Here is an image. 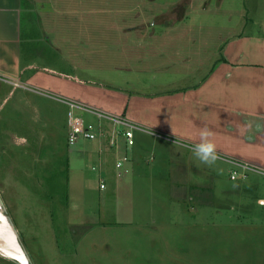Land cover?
Here are the masks:
<instances>
[{"label": "rangeland", "instance_id": "rangeland-1", "mask_svg": "<svg viewBox=\"0 0 264 264\" xmlns=\"http://www.w3.org/2000/svg\"><path fill=\"white\" fill-rule=\"evenodd\" d=\"M33 13L40 29L35 35L41 33V37L35 44H23L21 61H34L37 67L54 64L59 71H73L81 78L136 97L129 109L132 119H140L137 121L149 116L148 108L166 115L169 93L202 82L221 60L229 39L264 31V0H33ZM46 13L49 39L60 41L64 52L61 47L59 51L54 46L49 48V41L45 44L40 17ZM2 85L0 89L8 90V85ZM7 96L0 94V152L9 157L2 159L6 164H0V197L31 264H175L162 258L171 254L167 250L170 247L175 250L178 245H192L193 253L200 252L202 240L203 250L218 252L215 237L219 230L211 228L206 234V230L198 229L188 237L184 228L192 221L264 220V200L257 204V197L264 198V175L252 171L233 180L230 174L235 166L218 155L211 164L199 158L195 161L200 166L192 177L209 189L202 192V199L197 191L195 199L183 201L184 211L171 193L172 181L163 180L167 176L162 169L175 162L167 146L170 143L142 131L136 136L143 134L148 144L139 140L138 147L128 149V171L121 178L137 187L134 203L120 206L118 197L112 208L108 203L114 199L113 181L107 180L106 190L99 186V141L77 139L67 152L64 137L59 139L61 122L67 117L66 111L57 107L60 103L21 89ZM108 99L104 102L101 98L100 102L113 108L116 101ZM9 110H19L20 115L2 116ZM79 114L95 121L92 115ZM15 135L27 137L29 147L8 149L15 142L25 144ZM46 143L57 149L48 148ZM37 146L38 152L32 153ZM27 148L31 152H24ZM180 151L181 160L192 161V154H184L182 148ZM49 153L61 154L48 156L52 164L44 165ZM132 158L145 165L136 180ZM161 162L165 164L151 168L159 169L154 179L147 173L146 164ZM113 165L110 159L108 178H119ZM201 201L215 209L214 217L210 212V218L203 219L206 208L199 204ZM198 206L203 214L194 219ZM234 237V243L240 241L239 253L259 251L256 244H264L253 237ZM189 238L193 241L186 240ZM237 263L250 262H225ZM0 264L18 263L0 256Z\"/></svg>", "mask_w": 264, "mask_h": 264}, {"label": "crops", "instance_id": "crops-1", "mask_svg": "<svg viewBox=\"0 0 264 264\" xmlns=\"http://www.w3.org/2000/svg\"><path fill=\"white\" fill-rule=\"evenodd\" d=\"M20 11L21 0H0V86L3 87L2 84L8 85V90L0 89V94L8 93L9 96L14 91L21 89L32 95L35 94L39 99L49 98L60 103L57 107L64 109L66 113L69 110L68 105L60 100L58 101L56 97H67L77 100L90 108L116 115H124L131 121L157 133L159 136L155 135L154 137L167 140L166 142L170 143L167 146L171 150V153H173L175 161L174 166L171 165L170 167L169 163V166L162 169V173L167 176L163 180L172 181L171 193L175 200L179 201L184 211L186 209L183 206L185 200L195 199L197 191L199 193L197 197L202 199L201 197L204 198L202 192L209 189L199 184L198 180L192 177V173L195 175L194 172L198 171V166L200 165L195 162L198 160V157L195 156L191 148L200 142V133L205 127L212 132V136H209L208 139L216 145L218 156L247 162L264 170V31L242 34L229 39L222 50L221 60L202 82L197 85L188 86V88L185 87L179 92L169 93L166 115L154 108H148L147 112L149 116H144L141 121H137L140 119H132L133 116L130 115L131 108L129 109V104L136 97L131 96V98L123 91H118V88L116 90L111 87L106 88L104 87L105 85L97 84L94 80L81 78L73 71H62V69L59 71L60 69L54 64L37 67L34 65L36 64L34 61L29 60L25 62L23 59L21 61ZM48 16V13H46L41 14L40 17L41 27L45 30V44L47 45L49 41L51 44L49 48L54 46L55 49H60L61 47V51L64 52L60 41L52 42L49 39L45 24V19ZM40 34L39 37H41ZM68 36L72 37L73 35L69 34ZM45 47L44 45L42 49ZM73 66L77 68L75 62ZM165 66L163 65V67ZM21 67L25 69V72ZM101 98H103L104 102L109 100L108 98H114L118 105L116 104L113 108L107 107L104 102H100ZM1 112L3 111L1 110L0 114ZM9 112L2 116H7L8 118L20 115L19 110H9ZM77 112L81 113L82 111L77 110ZM82 114H87L91 117V114L85 111ZM165 117L166 119H164ZM87 119L85 118L87 123L97 124L98 122L96 118L95 121ZM65 120L61 122L59 139L62 141L64 137L66 143L65 150L68 152L69 142L67 137L69 135V126L67 117ZM146 133L143 132V134ZM142 135L138 138L135 134L136 143L132 147H138L139 140H141L143 145L148 144V141ZM15 136L22 138L25 144L20 145L19 142H15L14 146H7L8 149L13 147L18 149L22 146H25L24 148L29 147L30 142H28L27 137L23 135ZM157 143H154V148ZM46 145L48 148L57 149L52 143H46ZM61 146L64 147L63 144ZM61 146L58 148L60 149ZM24 148H21V151ZM181 148L185 151L184 154L193 155L190 158L192 161L186 162L178 157L180 153L177 152H181ZM38 149L39 147L37 146L32 153ZM176 149H178L177 152ZM26 151H29L28 148L24 150V152ZM96 153L99 158L98 166H101L108 178L107 165L110 159H113V156L107 152L104 155L99 154V151ZM60 154L49 153V155L43 156L46 160L42 163L44 165L52 164L48 160V156L52 157ZM106 156H109L107 160ZM2 159L8 160L9 157L0 152V164H6V160L2 161ZM131 160L130 164L134 172V180H136L138 174L144 171L145 165L135 158ZM162 164H165V162L153 165L146 164L147 173H150L151 177H154L159 169L152 170L151 168L160 167ZM110 177L108 178V183L110 179L114 183V194L112 196L114 199H111L108 205L112 208L113 204L116 206L118 197L121 202L120 206L130 202V205H132L134 203L133 194L137 187L133 183H126L125 180L121 179L123 176L119 178L115 176L113 178ZM261 200H264V198L257 197V204H260ZM183 201L184 203H182ZM199 204L205 205L204 207L206 208L203 219H209L210 217L207 213L210 212L213 213L212 217H214L215 209L210 210V205L202 203V201ZM252 208L254 207L252 206ZM126 210H128V207ZM193 213V218L197 219L199 217L198 214L202 216L203 209L199 206L195 207ZM211 228L219 230L217 237H215L218 242L216 245L219 247L218 252L207 253L206 248L202 249L201 240L200 252L193 253L192 245L186 248L184 244V247L181 245L176 246L175 250H172L171 247L168 248L167 250L171 251V254H168L167 257L162 255V258L164 257L165 261L174 260L175 264L177 263L176 261H183L188 264H198L197 262L225 264V262L230 260L233 262L248 260L249 264H264V244H256L260 248L259 251L239 253L238 247L240 241L234 243V236L236 234L241 237L246 236L260 239V243L264 242V220H235L227 223L197 220L192 221L184 229L187 232V236L190 237L198 229L206 230L207 234V230ZM227 235H232V238L226 237ZM186 240L193 241L192 238ZM152 242H154L153 239ZM182 250H184V253H181L183 252Z\"/></svg>", "mask_w": 264, "mask_h": 264}, {"label": "built area", "instance_id": "built-area-1", "mask_svg": "<svg viewBox=\"0 0 264 264\" xmlns=\"http://www.w3.org/2000/svg\"><path fill=\"white\" fill-rule=\"evenodd\" d=\"M58 100L67 104L69 110L67 112L69 126V144H74L77 139L84 138L88 140H98L100 144L99 154L109 153L113 156L114 168L117 176L121 177L127 172V165L130 162L128 149L135 145V134L137 131L147 132L158 135L146 127L131 121L124 115H116L95 108H90L83 103L66 98L57 97ZM77 110L85 111L97 119V124L87 123L84 116L79 114ZM159 136V135H158ZM224 158V157H223ZM235 166L230 177L237 180L239 177L245 178L249 172L256 171L264 175V170L247 162H242L230 158H224ZM99 186L101 190L107 189V176L100 169Z\"/></svg>", "mask_w": 264, "mask_h": 264}, {"label": "water", "instance_id": "water-1", "mask_svg": "<svg viewBox=\"0 0 264 264\" xmlns=\"http://www.w3.org/2000/svg\"><path fill=\"white\" fill-rule=\"evenodd\" d=\"M0 256L18 264H31L19 234L6 215L0 199Z\"/></svg>", "mask_w": 264, "mask_h": 264}, {"label": "trees", "instance_id": "trees-1", "mask_svg": "<svg viewBox=\"0 0 264 264\" xmlns=\"http://www.w3.org/2000/svg\"><path fill=\"white\" fill-rule=\"evenodd\" d=\"M37 18L38 17L33 13V0H21V38H20L21 58H22L23 44L26 43L35 44L36 42H38L39 33L38 36L35 35V33L39 29ZM25 33L27 34L29 33V35Z\"/></svg>", "mask_w": 264, "mask_h": 264}, {"label": "clouds", "instance_id": "clouds-1", "mask_svg": "<svg viewBox=\"0 0 264 264\" xmlns=\"http://www.w3.org/2000/svg\"><path fill=\"white\" fill-rule=\"evenodd\" d=\"M209 136H212V132L205 127L200 133V142L191 148L195 156L207 164L215 162L218 158L216 145L208 139Z\"/></svg>", "mask_w": 264, "mask_h": 264}, {"label": "flooded vegetation", "instance_id": "flooded-vegetation-1", "mask_svg": "<svg viewBox=\"0 0 264 264\" xmlns=\"http://www.w3.org/2000/svg\"><path fill=\"white\" fill-rule=\"evenodd\" d=\"M0 199H1V197H0ZM2 201V200H1ZM3 203V202H2ZM4 206V205H3ZM5 213H6V209H5ZM7 214V213H6ZM10 218V217H9ZM12 222V221H11ZM13 223V222H12Z\"/></svg>", "mask_w": 264, "mask_h": 264}]
</instances>
